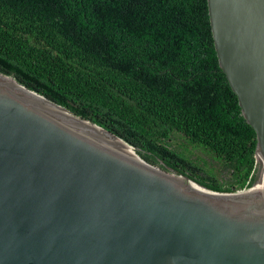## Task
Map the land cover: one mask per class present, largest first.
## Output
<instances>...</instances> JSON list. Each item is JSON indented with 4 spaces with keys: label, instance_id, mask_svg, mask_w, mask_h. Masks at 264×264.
<instances>
[{
    "label": "water",
    "instance_id": "obj_1",
    "mask_svg": "<svg viewBox=\"0 0 264 264\" xmlns=\"http://www.w3.org/2000/svg\"><path fill=\"white\" fill-rule=\"evenodd\" d=\"M207 4L256 133L252 185L218 191L151 164L0 71V264H264V0Z\"/></svg>",
    "mask_w": 264,
    "mask_h": 264
},
{
    "label": "trees",
    "instance_id": "obj_2",
    "mask_svg": "<svg viewBox=\"0 0 264 264\" xmlns=\"http://www.w3.org/2000/svg\"><path fill=\"white\" fill-rule=\"evenodd\" d=\"M0 71L151 164L218 191L253 183L256 133L219 66L207 0H0Z\"/></svg>",
    "mask_w": 264,
    "mask_h": 264
},
{
    "label": "rangeland",
    "instance_id": "obj_3",
    "mask_svg": "<svg viewBox=\"0 0 264 264\" xmlns=\"http://www.w3.org/2000/svg\"><path fill=\"white\" fill-rule=\"evenodd\" d=\"M185 143L184 140H182L180 137L175 138L174 144H181ZM197 154L201 155L197 151L193 150V157L196 156Z\"/></svg>",
    "mask_w": 264,
    "mask_h": 264
},
{
    "label": "bare ground",
    "instance_id": "obj_4",
    "mask_svg": "<svg viewBox=\"0 0 264 264\" xmlns=\"http://www.w3.org/2000/svg\"><path fill=\"white\" fill-rule=\"evenodd\" d=\"M11 81H12V83H13V85H15L16 86V83L11 79ZM36 96V95H35ZM41 98V97H40ZM86 122H88V123H90L89 121H86ZM91 124V123H90ZM99 128V127H98ZM258 157H259V154H258ZM260 158V157H259ZM259 158H258V160H259Z\"/></svg>",
    "mask_w": 264,
    "mask_h": 264
}]
</instances>
